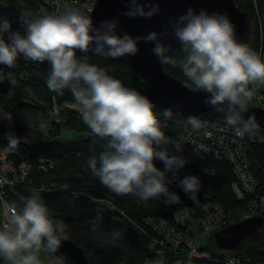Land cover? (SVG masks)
Returning <instances> with one entry per match:
<instances>
[{"label": "trees", "instance_id": "trees-1", "mask_svg": "<svg viewBox=\"0 0 264 264\" xmlns=\"http://www.w3.org/2000/svg\"><path fill=\"white\" fill-rule=\"evenodd\" d=\"M234 2L251 18L252 41L259 53L264 52V22L259 38L250 0ZM233 45L179 40L171 46L160 47L159 51L163 68L172 75L192 84L205 85L219 96L238 98L221 80L197 69L199 62L222 68L244 65L247 54L233 50ZM41 55L40 49L32 56L15 55L4 65L17 97L12 105L26 120L27 128L14 142L0 138V145L17 148L26 161L32 162L34 166L27 185L41 183L48 186L38 195L23 189L24 197L47 209L63 234L82 247L87 264H146L147 244L154 231L143 217L170 218L163 206L165 192L171 184L166 157L183 117L169 115L146 101L143 91L148 79H142L120 59L70 51L60 53L57 58L54 53L47 52V65L42 68L31 61ZM56 71L57 75L52 78ZM104 87H110L111 91H102ZM28 94L36 99H28ZM63 100L86 104L101 126L83 120L70 109L61 110L63 120L55 121L51 104ZM221 116L242 122L230 115ZM116 119L118 123H115ZM61 127L75 130L71 136L61 137ZM38 156L48 159L51 167L37 170L35 159ZM248 156L256 188L262 190L264 142H249ZM231 178L229 165L219 160L216 172L207 178L203 187L224 209L236 213L243 207V202L232 194ZM182 200L187 199L177 194L171 203ZM32 225L42 246L47 251H56L39 230L40 225L33 220ZM211 236L207 234L204 241L209 257H193L189 264H224L221 261L224 253L247 258V264H264V223L246 234L238 247L225 252L216 248ZM60 254L64 264H76L67 254ZM0 264H10L4 251H0Z\"/></svg>", "mask_w": 264, "mask_h": 264}, {"label": "built area", "instance_id": "built-area-1", "mask_svg": "<svg viewBox=\"0 0 264 264\" xmlns=\"http://www.w3.org/2000/svg\"><path fill=\"white\" fill-rule=\"evenodd\" d=\"M94 1L29 0L6 3L0 0V48L6 53V61L17 55L15 51L25 56L35 55L45 39L44 29L47 25L65 13L87 15ZM250 3L254 14L253 24L260 38L264 0H250ZM54 54L59 58L60 53ZM256 71L263 81L258 67ZM56 75L57 71L52 78ZM226 86L243 101L264 105V89L255 86L252 79H246L244 74L230 79ZM106 90L111 91V88H102V91ZM52 99L55 98L52 96ZM65 109L101 126L86 104L74 100L53 101V119L62 121L60 111ZM249 142H264V129L235 122L221 115L185 116L180 119L179 130L166 157L171 184L165 192L163 206L170 218L143 217V221L154 231L147 244L146 264H189L193 257H209L208 249L201 243L204 236L243 217L255 214L262 216L264 189L257 190L249 169ZM219 160L229 165L232 175L230 190L236 199L243 202V207L236 213L224 209L203 187L207 178L216 172V162ZM33 166L17 148L0 145V242H11L15 246L16 259L25 222L21 212V202L25 198L22 190L27 189L32 195H38L48 187L41 183L27 185ZM35 166L37 170H47L51 162L38 156ZM177 194L187 200L171 203ZM189 198L191 201H188ZM109 207L113 209L111 204ZM139 230L145 232L141 228ZM0 251L4 250L0 248ZM4 252L11 264L12 256ZM221 261L224 264H247L248 260L224 253ZM41 264H64V260L59 252L50 250Z\"/></svg>", "mask_w": 264, "mask_h": 264}, {"label": "water", "instance_id": "water-1", "mask_svg": "<svg viewBox=\"0 0 264 264\" xmlns=\"http://www.w3.org/2000/svg\"><path fill=\"white\" fill-rule=\"evenodd\" d=\"M250 31L247 12L234 0H95L87 15L65 13L47 25L42 55L31 61L45 68L47 52L65 51L120 59L148 79L143 98L169 115H230L264 129V105L219 96L172 75L163 68L159 51L179 40L245 43ZM5 63L6 53L0 48V92L11 88ZM26 128V121L12 105L0 103L1 139L14 142ZM21 212L32 214L51 248L67 254L76 264H87L82 247L63 234L45 207L23 198ZM263 223L259 214L243 217L213 231L212 241L217 249L232 250Z\"/></svg>", "mask_w": 264, "mask_h": 264}, {"label": "rangeland", "instance_id": "rangeland-1", "mask_svg": "<svg viewBox=\"0 0 264 264\" xmlns=\"http://www.w3.org/2000/svg\"><path fill=\"white\" fill-rule=\"evenodd\" d=\"M249 25H250V30H251L249 34V39L245 43L234 44L232 46L233 50L247 54L248 60L244 65H241L235 68H222V67H211L202 62H199L197 64V69L213 78L221 80L222 83H224V87L226 89L228 88L226 84H228L230 79L238 78L239 76H243V74L246 79L248 80L252 79V83L255 86H257L258 88L264 89V52L259 53V51L257 50V47L254 46V42L252 41L254 34H253V29H252L251 18H249ZM257 67L263 78V81L261 80L260 75L258 74V71H256ZM147 84H148V80L146 84L144 83V86L146 87ZM197 86L199 87L201 86V88L206 89L204 87L205 85L198 84ZM11 88L7 92H3V94L0 95V100L4 99L0 103H8L12 105V102H14L15 99H17V97L15 96L14 90ZM28 99H36V98L28 94ZM118 122L119 120L116 119L115 123H118ZM71 129L68 130V129H65L64 127H61L60 129L61 137H63L62 135L71 136V134H73V131L75 130V129L73 130ZM24 220L25 222L22 225L23 236L18 246V258L17 259L16 257H14L15 256V246L11 242H0V248L12 256L11 264H37L39 261L44 260V257H43L44 248L40 242L37 230L32 225V220L35 223H37L36 220L30 213L24 216ZM38 228L39 230H41V233H42L41 227L38 226ZM205 240H206V237L204 236L201 239V242L204 243Z\"/></svg>", "mask_w": 264, "mask_h": 264}, {"label": "crops", "instance_id": "crops-1", "mask_svg": "<svg viewBox=\"0 0 264 264\" xmlns=\"http://www.w3.org/2000/svg\"><path fill=\"white\" fill-rule=\"evenodd\" d=\"M44 248V247H43ZM47 250L44 248V259L46 258ZM44 261V260H43ZM43 261H39L37 264H41Z\"/></svg>", "mask_w": 264, "mask_h": 264}]
</instances>
